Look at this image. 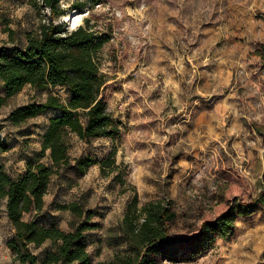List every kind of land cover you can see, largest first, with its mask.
<instances>
[{"label":"rangeland","instance_id":"1","mask_svg":"<svg viewBox=\"0 0 264 264\" xmlns=\"http://www.w3.org/2000/svg\"><path fill=\"white\" fill-rule=\"evenodd\" d=\"M103 1L81 12L72 7L77 0H63L62 8L72 18L65 19L71 30L90 19L111 36L102 55L111 79L103 97L120 136L87 142L70 135L73 166L52 179L44 210L24 219L71 231L83 218L61 206L75 203L91 211L100 227L87 234L88 252L98 264L124 248L120 227L135 195L140 206L171 202V235L181 239L235 205H252L232 236L217 239L211 250L159 264H264V0ZM50 16L32 0H0V48L24 46L26 33ZM50 94L70 97L65 89L27 86L0 109V146L7 148L0 149V164L12 177L38 157L49 119L58 112L20 127L7 118L16 107L44 102ZM114 148L115 173L105 176L95 165L83 174L75 166L81 156L103 160ZM14 233L3 201L0 264H23L8 246ZM50 247L31 248L40 261ZM187 250L184 244L181 252Z\"/></svg>","mask_w":264,"mask_h":264},{"label":"trees","instance_id":"2","mask_svg":"<svg viewBox=\"0 0 264 264\" xmlns=\"http://www.w3.org/2000/svg\"><path fill=\"white\" fill-rule=\"evenodd\" d=\"M62 3L63 0H32L36 9L51 10L50 22L27 32L24 46L12 51L0 48V80L5 91L0 96V109L27 86L39 91L61 88L70 94L67 101L50 94L44 102L18 106L7 118L13 126L20 127L48 112H58L49 119L38 157L28 160L23 173L12 177L0 164V203L6 201L7 216L15 229L8 246L23 264H94L88 252L87 234L100 225L92 221L91 211L85 212L75 203L61 206L62 210L83 218L71 231L44 226L36 217L29 221L24 217L44 210L52 179L73 166L70 135L87 142L97 138L115 141L121 133L103 97L111 79L101 70L102 55L111 36L96 30L90 19H85L84 24L73 30H69L66 24H55V19L69 13L62 8ZM99 4L104 1L77 0L72 7L82 12ZM259 55L264 59V49ZM2 145L0 149L7 151ZM116 156V148L103 160L81 156L75 160V166L84 174L98 165L102 174L107 176L119 169ZM46 157L49 162H42ZM123 183L120 180V184ZM253 208L252 205H235L216 219L205 222L200 232L181 239L171 235L176 221L171 202L156 201L140 206L139 197L135 195L120 227L124 248L111 261L98 264L193 260L211 250L217 239L231 237L238 218L251 213ZM47 243L51 247L39 261L31 247L41 248ZM184 244L188 250L183 253L181 247Z\"/></svg>","mask_w":264,"mask_h":264},{"label":"built area","instance_id":"3","mask_svg":"<svg viewBox=\"0 0 264 264\" xmlns=\"http://www.w3.org/2000/svg\"><path fill=\"white\" fill-rule=\"evenodd\" d=\"M102 4H99V5H97L96 7H100ZM47 10H50L49 8H46ZM65 16H63V17H61L60 18V23H55V24H66L65 22ZM69 28V27H68ZM76 29V28H75ZM69 30H71L70 28H69ZM73 30V29H72ZM101 70L103 71V69H102V64H101ZM104 72V71H103ZM105 73V72H104Z\"/></svg>","mask_w":264,"mask_h":264},{"label":"bare ground","instance_id":"4","mask_svg":"<svg viewBox=\"0 0 264 264\" xmlns=\"http://www.w3.org/2000/svg\"><path fill=\"white\" fill-rule=\"evenodd\" d=\"M65 18H66V20H69V19L72 20V18H69V17H67V16H66ZM76 20H79V17H77Z\"/></svg>","mask_w":264,"mask_h":264}]
</instances>
